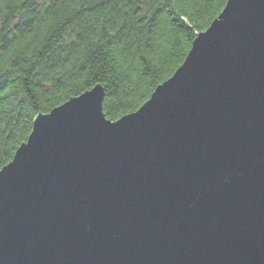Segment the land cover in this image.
Wrapping results in <instances>:
<instances>
[{"label": "water", "instance_id": "95a60500", "mask_svg": "<svg viewBox=\"0 0 264 264\" xmlns=\"http://www.w3.org/2000/svg\"><path fill=\"white\" fill-rule=\"evenodd\" d=\"M104 98L0 170V264H264V0H228L137 111Z\"/></svg>", "mask_w": 264, "mask_h": 264}, {"label": "trees", "instance_id": "16d2710c", "mask_svg": "<svg viewBox=\"0 0 264 264\" xmlns=\"http://www.w3.org/2000/svg\"><path fill=\"white\" fill-rule=\"evenodd\" d=\"M228 0H0V170L36 118L97 85L112 121L137 111Z\"/></svg>", "mask_w": 264, "mask_h": 264}]
</instances>
